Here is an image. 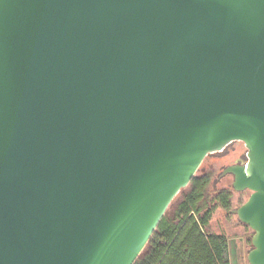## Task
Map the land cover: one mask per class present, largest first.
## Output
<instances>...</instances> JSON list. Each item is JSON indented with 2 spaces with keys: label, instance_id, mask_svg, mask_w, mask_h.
<instances>
[{
  "label": "water",
  "instance_id": "95a60500",
  "mask_svg": "<svg viewBox=\"0 0 264 264\" xmlns=\"http://www.w3.org/2000/svg\"><path fill=\"white\" fill-rule=\"evenodd\" d=\"M234 142L264 264V0H0V264H134Z\"/></svg>",
  "mask_w": 264,
  "mask_h": 264
},
{
  "label": "trees",
  "instance_id": "16d2710c",
  "mask_svg": "<svg viewBox=\"0 0 264 264\" xmlns=\"http://www.w3.org/2000/svg\"><path fill=\"white\" fill-rule=\"evenodd\" d=\"M210 183L208 175L193 177L173 216H163L134 264H231L228 237L209 227L217 209L231 211L232 192L209 196Z\"/></svg>",
  "mask_w": 264,
  "mask_h": 264
},
{
  "label": "rangeland",
  "instance_id": "374dc122",
  "mask_svg": "<svg viewBox=\"0 0 264 264\" xmlns=\"http://www.w3.org/2000/svg\"><path fill=\"white\" fill-rule=\"evenodd\" d=\"M246 148L241 142H234L227 146L222 152L208 155L200 167L198 168L195 176L208 175L211 177V183L208 188V195H212L215 191L228 189L232 192V210H235L242 205L248 198L249 192L236 193L232 190L233 178L227 175L219 179V175L225 167L234 165L236 163H245ZM189 186L182 189L171 202L164 216L171 218L176 210L177 205L182 200L183 195L187 193ZM210 231L216 234H224L228 237V245L230 250V260L232 264H247L246 254L251 248L249 244L251 240L252 231L245 225L241 224L236 215L226 213L221 209H217L210 222ZM240 237L243 238V243L240 244ZM240 239V240H239ZM242 242V241H241ZM243 248V249H242Z\"/></svg>",
  "mask_w": 264,
  "mask_h": 264
},
{
  "label": "crops",
  "instance_id": "0c3cea01",
  "mask_svg": "<svg viewBox=\"0 0 264 264\" xmlns=\"http://www.w3.org/2000/svg\"><path fill=\"white\" fill-rule=\"evenodd\" d=\"M240 239H241V240H240ZM240 239H239V240H240V244H241V246H243V245H242V243H243V240H242V239H243V238L240 237ZM241 241H242V242H241ZM242 249H243V248H242ZM236 264H238V262H237V258H236Z\"/></svg>",
  "mask_w": 264,
  "mask_h": 264
},
{
  "label": "flooded vegetation",
  "instance_id": "af4514ba",
  "mask_svg": "<svg viewBox=\"0 0 264 264\" xmlns=\"http://www.w3.org/2000/svg\"><path fill=\"white\" fill-rule=\"evenodd\" d=\"M238 164H241V163L238 162ZM242 240H243V239H242Z\"/></svg>",
  "mask_w": 264,
  "mask_h": 264
}]
</instances>
